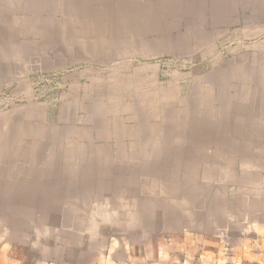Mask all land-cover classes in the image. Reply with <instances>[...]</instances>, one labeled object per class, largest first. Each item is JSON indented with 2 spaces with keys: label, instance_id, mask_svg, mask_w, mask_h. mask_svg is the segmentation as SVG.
<instances>
[{
  "label": "crops",
  "instance_id": "obj_1",
  "mask_svg": "<svg viewBox=\"0 0 264 264\" xmlns=\"http://www.w3.org/2000/svg\"><path fill=\"white\" fill-rule=\"evenodd\" d=\"M6 85L28 100L0 110V202L69 203L98 175L135 193L33 261L0 238V264H264V0H0ZM145 171L174 174L126 178Z\"/></svg>",
  "mask_w": 264,
  "mask_h": 264
},
{
  "label": "rangeland",
  "instance_id": "obj_2",
  "mask_svg": "<svg viewBox=\"0 0 264 264\" xmlns=\"http://www.w3.org/2000/svg\"><path fill=\"white\" fill-rule=\"evenodd\" d=\"M103 29L104 28H99L100 31ZM113 45L116 47V43ZM94 49L101 50V44H95ZM78 54L80 55V51ZM77 61L82 60L79 58ZM142 61L144 62L150 60ZM0 163L6 164L5 158H2V156H0ZM1 173L2 172H0V174ZM172 174H174V172H126V178L140 180L143 176V178H152L156 180L166 179L169 177L168 175L171 176ZM103 180L106 179H102L98 175V177L88 182V186L84 188H78V197L76 199H72V201L69 203L49 202V197H46L45 202H26L23 204L6 203L4 201L5 198H1L3 201L0 202V238L3 239L7 237V239L13 242L15 245H23V252L29 257L30 261H33L38 257H43L49 251L50 246H53L60 240L63 242V244L68 242L70 236L60 233L63 232L60 231L61 229L68 228L69 226H84L81 224V221L84 220L74 218L75 211L92 210L96 203L101 205V202H97V200L101 201L103 198L113 201L119 194L132 195L135 193L133 188H125L124 190H120L115 186H103ZM83 198H92L93 202H86L85 200L79 201V199ZM5 227H7L9 230L8 235H5L4 233ZM56 230L58 232L57 235L53 233ZM54 239H56V241ZM42 248L45 250L44 253H41ZM5 251L6 250L4 249L2 251L4 254L0 256V260L2 262L6 258ZM14 252L16 253V250Z\"/></svg>",
  "mask_w": 264,
  "mask_h": 264
},
{
  "label": "built area",
  "instance_id": "obj_3",
  "mask_svg": "<svg viewBox=\"0 0 264 264\" xmlns=\"http://www.w3.org/2000/svg\"><path fill=\"white\" fill-rule=\"evenodd\" d=\"M158 62L171 72L193 64V60L176 58L159 59ZM62 74L63 72L60 71L51 73L39 72L35 76L34 86L31 89L33 93V98L31 99L34 101L49 100L48 97L53 93H56L58 96L60 93L59 89L62 88L60 84ZM26 100L28 99L24 96L23 92H15L10 85L0 88V110L21 104Z\"/></svg>",
  "mask_w": 264,
  "mask_h": 264
}]
</instances>
